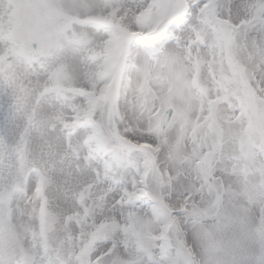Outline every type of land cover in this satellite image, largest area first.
Masks as SVG:
<instances>
[{
    "label": "snow or ice",
    "instance_id": "1",
    "mask_svg": "<svg viewBox=\"0 0 264 264\" xmlns=\"http://www.w3.org/2000/svg\"><path fill=\"white\" fill-rule=\"evenodd\" d=\"M0 264H264V0H0Z\"/></svg>",
    "mask_w": 264,
    "mask_h": 264
}]
</instances>
